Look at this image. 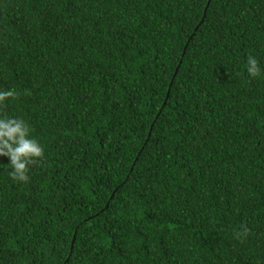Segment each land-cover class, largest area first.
I'll return each instance as SVG.
<instances>
[{
	"label": "trees",
	"instance_id": "16d2710c",
	"mask_svg": "<svg viewBox=\"0 0 264 264\" xmlns=\"http://www.w3.org/2000/svg\"><path fill=\"white\" fill-rule=\"evenodd\" d=\"M8 89L0 264H264V0H0Z\"/></svg>",
	"mask_w": 264,
	"mask_h": 264
},
{
	"label": "clouds",
	"instance_id": "9594fccd",
	"mask_svg": "<svg viewBox=\"0 0 264 264\" xmlns=\"http://www.w3.org/2000/svg\"><path fill=\"white\" fill-rule=\"evenodd\" d=\"M246 71L257 76L261 69L257 59L249 55L246 60ZM14 89L0 91V102L6 98H15ZM0 155L8 157L10 166L8 175L17 181L29 179L28 165L44 156L41 144L30 135V127L18 116H0Z\"/></svg>",
	"mask_w": 264,
	"mask_h": 264
},
{
	"label": "water",
	"instance_id": "95a60500",
	"mask_svg": "<svg viewBox=\"0 0 264 264\" xmlns=\"http://www.w3.org/2000/svg\"><path fill=\"white\" fill-rule=\"evenodd\" d=\"M207 5H208V3H207ZM207 5H206V7H207ZM205 10H206V8H205ZM205 10H204V15H205ZM203 15V16H204ZM74 242V238L72 239V242H71V247H72V243Z\"/></svg>",
	"mask_w": 264,
	"mask_h": 264
}]
</instances>
